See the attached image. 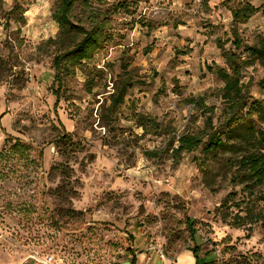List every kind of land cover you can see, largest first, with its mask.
<instances>
[{
  "label": "rangeland",
  "instance_id": "obj_1",
  "mask_svg": "<svg viewBox=\"0 0 264 264\" xmlns=\"http://www.w3.org/2000/svg\"><path fill=\"white\" fill-rule=\"evenodd\" d=\"M56 1L0 0V264L33 263L37 254L114 264L136 240L175 253L194 246L188 218L203 261L264 264L261 225L228 224L246 196L230 183L234 155L199 148L178 160L177 143H169L205 128L198 100L216 109L217 124L224 84L214 71L229 70L218 44L240 54L235 28L245 46L255 45L264 36V0H90L100 11L129 8L111 14L112 39L63 85L46 44L58 36ZM245 2L260 11L236 27L230 8ZM16 6L27 10L24 23L11 14ZM250 63L243 82L252 80L251 96L262 99L263 71ZM127 82L133 87L107 132L106 109ZM135 113L156 118L165 134L135 137ZM63 132L79 147L57 144Z\"/></svg>",
  "mask_w": 264,
  "mask_h": 264
},
{
  "label": "trees",
  "instance_id": "obj_2",
  "mask_svg": "<svg viewBox=\"0 0 264 264\" xmlns=\"http://www.w3.org/2000/svg\"><path fill=\"white\" fill-rule=\"evenodd\" d=\"M128 8L125 2H119L112 5L111 9L100 11L92 7L90 0L56 1L53 20L58 25V36L56 39L50 38L46 44L54 49L52 67L55 71L54 79L59 85H63L66 77L77 67H82L83 61L91 60L94 53L112 39L109 26L111 14L128 11ZM230 11L233 25L237 27L247 23L260 9L245 2L230 8ZM26 12V9L16 6L11 14L20 16L24 23ZM233 31V44L236 51H241L240 54L226 50L222 43L218 44L229 70L217 68L214 71L224 84L220 94L223 109L217 124H214L216 109L207 107L202 100H198L195 105L206 118L205 128L202 131H188L178 139L173 136L169 143H177L174 158L178 160L182 154L192 153L199 148L206 154L228 152L234 155L227 160L231 173L230 183L233 187L242 186L241 192L246 196L239 199L237 205L243 208L230 218L228 224L236 229L246 225H261L264 230V98L254 99L251 96L252 80L243 82V70L251 65L250 62H256L263 71L257 85L264 91V36L255 45L245 46L237 30L233 28ZM3 67L0 59V70ZM132 87L133 85L127 82L117 87L112 95L104 118L107 132L112 128L110 123L113 126L117 121L118 112L125 105L127 91ZM133 118L136 127L142 130L141 136L135 134L138 139L165 134L163 125L156 118L137 113ZM72 137L73 135L63 132L57 144L61 142L68 150L76 149L79 146L73 142ZM17 147L28 150L23 144H15L14 148ZM162 151L163 149L146 151L145 155L148 158L159 157ZM233 196L236 197L237 194ZM225 219V222L228 221L226 217ZM186 225L190 240L194 243L188 250L193 253L196 264H208L199 256L201 247L195 243V222L188 218ZM251 226L248 231H252Z\"/></svg>",
  "mask_w": 264,
  "mask_h": 264
},
{
  "label": "crops",
  "instance_id": "obj_3",
  "mask_svg": "<svg viewBox=\"0 0 264 264\" xmlns=\"http://www.w3.org/2000/svg\"><path fill=\"white\" fill-rule=\"evenodd\" d=\"M12 264L33 263L31 261H18ZM117 264H196V259L188 248L175 253H164L161 250H156L154 246L136 240L134 245L129 248L127 253L123 254Z\"/></svg>",
  "mask_w": 264,
  "mask_h": 264
},
{
  "label": "built area",
  "instance_id": "obj_4",
  "mask_svg": "<svg viewBox=\"0 0 264 264\" xmlns=\"http://www.w3.org/2000/svg\"><path fill=\"white\" fill-rule=\"evenodd\" d=\"M116 259V258H115ZM114 259V264H117V260ZM33 264H60L61 260L55 259L54 255H39L32 256Z\"/></svg>",
  "mask_w": 264,
  "mask_h": 264
}]
</instances>
